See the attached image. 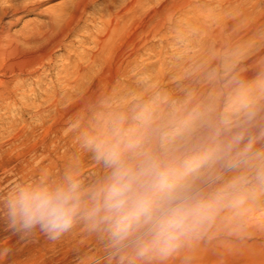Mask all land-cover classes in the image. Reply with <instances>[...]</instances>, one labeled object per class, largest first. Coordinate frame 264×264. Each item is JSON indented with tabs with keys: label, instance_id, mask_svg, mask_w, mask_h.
I'll list each match as a JSON object with an SVG mask.
<instances>
[{
	"label": "rangeland",
	"instance_id": "obj_1",
	"mask_svg": "<svg viewBox=\"0 0 264 264\" xmlns=\"http://www.w3.org/2000/svg\"><path fill=\"white\" fill-rule=\"evenodd\" d=\"M5 1L10 0H0V5ZM69 1L46 0L39 10L19 14L21 18L11 32L17 36L45 32L51 27L52 17ZM124 1L114 0L112 9L121 10ZM143 2L148 10L168 4L167 0ZM191 2L192 10L187 14L170 16L161 11L156 17L162 26L159 33L144 27L145 15L131 17L119 45L93 63L91 55L99 30L104 28L100 21L108 19L103 12L107 1L96 0L75 30L74 16H63L56 28L63 38L61 45L52 47L48 56L42 59L35 54L39 43L26 45L19 40L1 62L0 264H118V258H109L108 234L92 231L85 221H78L55 242L39 234L21 239L8 228L4 202L17 183L41 179L55 182L69 170L77 171L85 184L99 177L102 168L82 147V135L92 131L100 114L122 112L131 122L136 105L145 103L161 114L185 104L188 110H202L215 103L218 111L224 110L229 96V92L224 94L227 82L218 83L223 89L218 92L204 81V65L210 72L216 66L204 50V23H210L225 0ZM244 74H237L243 83ZM250 94L262 102L250 134L256 137L254 150L264 151V96ZM232 175L227 173L225 179ZM261 217L264 196L240 209L225 208L207 232L188 241L178 253L164 261L144 264H264Z\"/></svg>",
	"mask_w": 264,
	"mask_h": 264
},
{
	"label": "clouds",
	"instance_id": "obj_2",
	"mask_svg": "<svg viewBox=\"0 0 264 264\" xmlns=\"http://www.w3.org/2000/svg\"><path fill=\"white\" fill-rule=\"evenodd\" d=\"M233 83L223 111L185 104L161 114L145 103L131 122L122 112L98 115L82 147L102 174L89 184L73 170L55 182L17 183L4 202L8 228L24 240L39 234L55 242L85 221L108 234L118 264L172 257L223 209L264 196V151L254 150L250 134L262 106L250 86ZM258 87L264 93V83Z\"/></svg>",
	"mask_w": 264,
	"mask_h": 264
},
{
	"label": "bare ground",
	"instance_id": "obj_3",
	"mask_svg": "<svg viewBox=\"0 0 264 264\" xmlns=\"http://www.w3.org/2000/svg\"><path fill=\"white\" fill-rule=\"evenodd\" d=\"M45 1L46 0H10L5 1L0 5V64L1 62H4V59L6 60L8 57L7 54L10 50L17 47L19 40L26 45L39 43V45H37L39 47V50H37L38 54H35L42 59L48 56L49 50L52 49V47L61 45L63 38H61V35L56 28H58L63 16H74V28L72 26L71 27L75 30V28L79 25L78 23L82 21L86 11L93 7L96 0H70L66 3V5L60 7V12L58 14H55L54 17H52L50 21L51 27H48L49 29L47 30L44 29L45 32H42L39 35L28 33L17 36L16 33L11 32L12 26L15 25L21 18V15L19 14L39 10ZM106 1L107 3H105L106 5L103 12L106 14L108 19H101L100 21L104 28L103 30L98 29L99 33L95 45L96 50L91 55L92 62H95L96 60L99 61L101 57H104V55L110 53L114 47H117L122 35L126 32V22L130 20L131 17L136 15H145L144 27L148 28V32L150 30L152 33H159L162 26L158 23V18L156 20V17L161 13V11L162 13L173 16L172 14L176 12L187 14L190 10H192L191 0H167L168 4H163L161 8L152 7V9L149 10L146 9V2H143V0H126L119 11H114L112 9V3L114 0ZM58 9L59 8H57V10ZM209 21L210 23L208 25V22L204 23V50L208 52L216 66L214 67L213 72H210L208 67L206 68L204 65V81L205 79L207 80L206 84L211 86L212 91L220 92L223 90H220V86L222 87V84L220 85L218 83L227 82L224 94L229 92L228 97H231L234 95L233 88L235 87V84L233 81H240V78L237 76L238 71H245V74L241 77L244 80V84L251 87L252 94L258 97L264 96V93H262L258 87L259 84L264 83V0H257L255 2H249V0H225V4L221 5L220 11ZM62 22H64V20ZM46 31H48V33H46ZM32 46L34 47L35 45ZM220 70H225L226 73L220 75ZM1 79L0 82H2ZM259 102L262 103L261 101ZM262 219L260 224L264 225V220ZM256 224H258V222ZM260 229H262V227Z\"/></svg>",
	"mask_w": 264,
	"mask_h": 264
}]
</instances>
